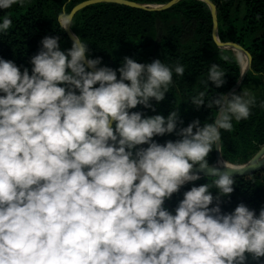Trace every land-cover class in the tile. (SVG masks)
Listing matches in <instances>:
<instances>
[{
    "label": "clouds",
    "instance_id": "9594fccd",
    "mask_svg": "<svg viewBox=\"0 0 264 264\" xmlns=\"http://www.w3.org/2000/svg\"><path fill=\"white\" fill-rule=\"evenodd\" d=\"M24 3L0 0V10ZM57 22L63 30L73 25L64 10ZM11 26L3 16L0 33ZM71 35L64 50L58 36H45L30 73L0 58V264H247L264 257V206L258 214L244 203L231 212L220 207L234 191L233 175L250 166L213 168L207 159L214 144L219 149L221 129L249 118L255 94L243 89L206 104L201 91L190 102L215 106L214 122L178 127L175 108L167 116L132 109L154 110L151 101L164 99L182 64L126 56L117 69L98 66L101 58H89L88 44ZM241 63L246 71L248 61ZM224 77L213 63L205 83L219 87ZM174 132L178 139H153ZM194 167L215 179L193 184L169 211L165 201L200 179Z\"/></svg>",
    "mask_w": 264,
    "mask_h": 264
},
{
    "label": "trees",
    "instance_id": "16d2710c",
    "mask_svg": "<svg viewBox=\"0 0 264 264\" xmlns=\"http://www.w3.org/2000/svg\"><path fill=\"white\" fill-rule=\"evenodd\" d=\"M88 0H25L23 6L14 4L0 10L2 17L8 15L12 26L7 33H0V58L13 60L18 66L28 67L45 36H58L61 50L71 46V38L57 22L61 10L70 11ZM144 5L137 9L113 3L90 5L79 11L72 19L71 33L79 35L88 44L89 58H101V65L117 69L124 57L140 63L154 59L170 66H184V74L173 72V83L160 102L151 101L153 108L137 105L132 111L145 115L178 112L182 123L187 126L193 119L204 123L214 122L215 106L195 107L191 97L203 91L205 101L226 94L240 79L241 65L234 52L217 46L213 36V21L208 6L199 0H181L170 8L153 10L172 0H126ZM215 7L216 32L222 44L240 46L251 57L242 85H252L258 90L256 105L251 108L247 120L233 121V130L221 129L220 154L224 162L242 165L252 160L264 146V0H208ZM228 55V61L223 59ZM216 63L225 72L224 84L216 87L206 84L208 68ZM255 73V74H254ZM117 78L119 73L117 72ZM158 143L175 140L174 133L153 137ZM146 147V145H144ZM216 145L209 153V165L214 163ZM195 168V167H194ZM215 177H203L185 184L180 191L165 201V207L174 211L184 191L193 184L211 183ZM234 191L221 197V211L231 212L239 203H244L258 214L264 206V170L254 174L233 177ZM215 195L216 190H211ZM215 202V201H214ZM247 264H264V257Z\"/></svg>",
    "mask_w": 264,
    "mask_h": 264
},
{
    "label": "water",
    "instance_id": "95a60500",
    "mask_svg": "<svg viewBox=\"0 0 264 264\" xmlns=\"http://www.w3.org/2000/svg\"><path fill=\"white\" fill-rule=\"evenodd\" d=\"M179 1H181V0H172L169 3L164 4L162 6L152 7V9L153 10H163V9H167V8L172 7L173 5H175ZM199 1L205 3L208 6V8L210 9V11H211L212 21H213V36H214V40H215L217 46H219L222 49L230 50V51L234 52L236 54V56H237V54L244 55L245 58H246V61H248V63H249V67H250L251 57L240 46H236V45H232V44H228V43L222 44V43H220L218 41L217 32H216V16H215V11L216 10H215V7L208 0H199ZM100 3H113V4H118V5H121V6H126V7H131V8H137V9H143V8H145L144 5L136 4V3L129 2V1H126V0H88V1H85V2H82V3L78 4V5H76L70 11V15L72 16V19H73L74 16L79 11H81L82 9H84V8L90 6V5L100 4ZM65 31L69 35V37L72 39V35H71L72 33H71L70 29L69 30H65ZM249 57H250V59H249ZM245 74H246V71H245V69H243L242 70V73H241V76H240V79L238 80V82L236 83V85L233 86L225 94V96H227L228 94L234 92L236 89H238L242 85V83H243V81L245 79ZM221 160H222V158H221V154H220V145H219V149H217V146H216L215 161H214V163H212L211 165H209V167H213V168L214 167H221V165H219V162ZM242 165H249L250 166L249 170L247 172H243L242 174H239V173L234 174L233 177H243V176H248V175L254 174V173L259 172V171H263L264 170V146L262 147V149L256 154V156L252 160H250L249 162H247L245 164H242ZM193 170L198 172L200 178H203V177H214V176H212V175L209 174V172H208L207 169H205L203 171H200L198 168L195 167Z\"/></svg>",
    "mask_w": 264,
    "mask_h": 264
},
{
    "label": "rangeland",
    "instance_id": "374dc122",
    "mask_svg": "<svg viewBox=\"0 0 264 264\" xmlns=\"http://www.w3.org/2000/svg\"><path fill=\"white\" fill-rule=\"evenodd\" d=\"M235 54V53H234ZM235 56H236V54H235ZM236 58H237V56H236ZM238 59V58H237ZM243 59L246 61V59L243 57ZM239 61V60H238ZM240 62V61H239ZM243 89H248V90H250L251 92H253L254 94H255V97L257 98L258 97V90L257 89H255L252 85H245L244 87H242L240 90H243ZM240 90L237 92V93H239L240 92Z\"/></svg>",
    "mask_w": 264,
    "mask_h": 264
},
{
    "label": "bare ground",
    "instance_id": "6f19581e",
    "mask_svg": "<svg viewBox=\"0 0 264 264\" xmlns=\"http://www.w3.org/2000/svg\"><path fill=\"white\" fill-rule=\"evenodd\" d=\"M245 58V56L244 55H242V54H237V58H238V60L240 61V65H241V69L243 70L244 68H243V66H242V63H241V58ZM246 59V58H245ZM222 163H225L223 160H221L220 162H219V165L220 164H222Z\"/></svg>",
    "mask_w": 264,
    "mask_h": 264
}]
</instances>
